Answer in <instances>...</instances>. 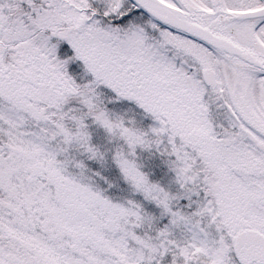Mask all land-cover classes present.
Instances as JSON below:
<instances>
[{"label":"snow or ice","instance_id":"6c2138e0","mask_svg":"<svg viewBox=\"0 0 264 264\" xmlns=\"http://www.w3.org/2000/svg\"><path fill=\"white\" fill-rule=\"evenodd\" d=\"M0 264H264V0H0Z\"/></svg>","mask_w":264,"mask_h":264}]
</instances>
